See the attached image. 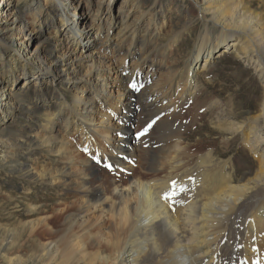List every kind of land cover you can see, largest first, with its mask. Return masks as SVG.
Masks as SVG:
<instances>
[{"label":"bare ground","instance_id":"obj_1","mask_svg":"<svg viewBox=\"0 0 264 264\" xmlns=\"http://www.w3.org/2000/svg\"><path fill=\"white\" fill-rule=\"evenodd\" d=\"M1 1L0 21L7 25H0V42L6 37L14 39L17 34L15 51L18 56L27 62L32 57L43 66L46 73L56 75L65 82L87 80L89 86H94L105 95L103 101L108 103V108L90 105L95 101L94 96L88 101L83 100L87 87L82 94L77 95L73 104L65 99L60 103L61 109L45 115L46 134L40 145H45L64 162L66 166L63 170L51 169L37 161L32 167L18 163L17 152L25 151L31 155L35 143L25 140V136L18 135L17 138L0 134V149L2 145L10 146L6 154L8 158L0 159V163L12 165V173H18L28 183L37 182L52 188L72 190L70 194H59L52 201L39 198L30 200L27 195L24 203L29 209L25 223L27 233L18 241L16 232L1 237L0 262L264 264V106L261 116L256 118L248 131L252 135V151L262 153L259 155L262 161L259 168L262 165V170L255 178L236 175L235 165L231 163L234 159L223 162L220 160L223 154L212 149L202 151L200 147L203 142L186 144L177 141L176 138H183L179 130V134L171 136L175 138L172 144L158 152L157 157L161 159L154 161L147 157V169L153 178L146 181L142 175L129 173L132 162L137 161L141 143L122 136L111 139V133L118 126L113 121L115 117L105 113L120 98L134 94L138 83L129 79L113 90L110 80L119 77H113L117 70L113 66L116 67L118 62L115 56L118 45L111 56L100 53L95 57L93 53L84 56L78 42L85 37H100L108 42L118 25L120 30L116 38L123 37L122 41H129V47L140 42L145 52L160 32V27L150 20L139 36L137 22L141 15L129 22V14L136 0H124L118 12L112 7L113 0H30L28 18H23L20 13L11 14L10 5L7 4L9 0H5V7ZM93 4L95 10L91 8ZM200 4L204 36H200L198 47L193 52L196 57L187 62L181 73L172 72L174 74L169 79L178 94L185 97L189 87V98L194 96L192 92L198 76L195 67H198L202 58H205L202 71L211 66L212 59L218 58L214 52L223 42L233 50L242 45L245 52L243 58L251 54V63L259 65L258 72L263 78L264 31L259 27L258 18L245 11L241 0H200ZM83 7H86V11ZM6 10L7 18L4 17ZM213 27L218 28V36L211 34ZM47 30H51L52 39L57 41V45L51 47L49 39L43 40L41 44H46L50 52L43 55L40 46L31 51L30 44L35 36ZM144 52L134 62V69L139 63L149 62L154 54ZM127 55H123L122 60ZM195 59H199L196 64ZM82 61L89 64L87 68ZM160 82L144 88L137 105L153 106L159 100L154 92L157 86H162ZM5 89L4 92L0 89V103L5 109L20 111L23 115H38V112L27 107L26 102L15 99L7 87ZM36 93V98L44 96L41 90H36ZM199 105L201 107L198 104L197 107L201 109L203 104ZM131 107L130 113L136 108L134 105ZM95 113L105 115L104 120L98 119ZM226 114L225 123L218 118L224 125L221 128L224 135L241 133L242 126L233 123L234 112L229 110ZM194 117L197 118L196 115ZM57 124L62 125V136L55 133ZM74 137L84 142L91 153L89 157L86 158L78 147L70 146L69 143L73 142L70 138ZM126 144L130 145L131 154L135 156L127 158L125 162L121 160V154L117 153ZM194 157L198 158L200 166L190 169L188 160ZM105 161L117 162V166L128 172L109 176L104 171ZM230 167L234 169V174ZM163 173L165 177H162ZM160 175L162 178H158ZM195 175L198 177L196 182L189 186L188 178L191 176L190 179H193ZM30 189H26L27 194L31 193ZM116 221H119L120 230Z\"/></svg>","mask_w":264,"mask_h":264},{"label":"rangeland","instance_id":"obj_2","mask_svg":"<svg viewBox=\"0 0 264 264\" xmlns=\"http://www.w3.org/2000/svg\"><path fill=\"white\" fill-rule=\"evenodd\" d=\"M123 1H112L115 12L119 11ZM6 2L2 0L1 5L5 7ZM29 2L30 0L20 2L9 0L7 4L10 5L11 14L20 13L23 18H28L31 5ZM133 3L134 7L129 14V22L141 15L137 22L139 36L142 35L150 20L160 27V32L155 35L153 42L148 45L145 52L142 51L140 42L129 47V41H122L123 37L117 39L116 34L120 30L118 25L112 33L113 38L108 42H104V39L100 37L96 39L85 37L81 42H78L84 56L93 53L95 57L100 53H107L111 56L115 46L118 45L119 48L115 51L118 62L116 67L113 66L117 70L114 71L113 77H119L110 80L113 90H116L120 83L124 85L129 79L138 83L134 94L120 98L111 110L105 111L110 117H115L113 121L118 126L114 132L109 131L111 139H118L122 136L141 143L137 161L132 162L129 173L142 175L146 181L152 179L153 174L147 169L149 164L147 157L153 158L154 161L161 159V157H157L158 152L162 148L168 147L169 144L171 145V142L175 140L171 136L179 134L180 130L183 138H176V140H181L186 144L188 142L190 144L203 142L204 144L200 147L202 151L215 150L218 154H223L220 159L223 162L234 159L231 163L235 165L236 175L239 174V177L245 176L250 179L255 178L262 170V165L259 168V163L262 162L259 155L262 153H259L258 150L257 154L252 151L253 140L248 131L253 127L256 118L261 116L264 106V77H260L259 65L251 63L253 62L251 54L247 55V58H243L245 52L242 50V45L233 50L227 48L223 42L217 46L214 56L217 55L218 58L212 59L211 66H207L208 68L202 71L205 59L202 58L198 67H195L198 76L194 82L192 92L194 96L189 98L191 96L189 87V92L185 94V97L181 96L176 87L169 83V79L174 74L172 72L181 73L187 62L196 57L193 52L198 47L199 38L204 36V22L199 9L200 0H136ZM241 4L245 11L248 10L252 16L258 18L259 27L264 31V0H241ZM91 8L95 10V5H91ZM83 9L86 11V7ZM4 17H8L7 10ZM14 19L15 17L12 18V20ZM5 24L7 25L6 22L0 21V25ZM219 33L218 28L213 27L211 34L218 36ZM52 38L51 30L36 35L30 44L31 51L40 46L43 55L50 52L47 45H43L41 42L49 39L51 41L49 46L55 47L57 41ZM17 39L18 35L16 34L14 39L6 37L4 41L0 42V89L4 92L7 87L15 99L26 102L27 107L38 112V115L30 116L28 113L23 115L20 111L5 109L0 103V134L13 135L17 138L18 135L25 136V140L35 143L31 149V155L26 154L25 151L17 152L18 163H26L28 167H32L37 161L51 169L63 170L66 166L64 162L59 160L45 145H40L45 140V115L61 109L60 103L65 99H68L69 104H73L77 95L82 94L87 87V91L84 90L83 93V100L88 101L94 96L95 101L90 105H100L105 108H108V103L103 101L105 95L102 91L95 89L94 86H89L90 83L87 80L65 82L56 75L46 73L43 66H40V63L32 57L31 61L27 62L18 56L15 51L18 45ZM8 45L9 47L6 48L5 46ZM142 52L146 54L154 52V54L149 62L139 63L138 67L134 69L133 64ZM123 55L128 57L125 59V56L122 60ZM198 60L195 59V64ZM84 64L85 68L89 65L88 63ZM168 73L169 75H167ZM159 80H161L159 85L162 86H157L154 92L159 100L150 107L137 105L142 90L152 87ZM142 81L145 82L142 84ZM36 90H41L44 96L36 98ZM199 103L203 104L201 109H199L201 107ZM133 105L136 108L130 113ZM229 110L235 114L233 123L239 127L242 126L241 133L235 136L224 135L221 129L224 125L219 122L220 119L225 123L224 119L228 116L226 113ZM223 111L225 114H222ZM194 113L197 118L194 117ZM95 115L101 120L105 118L103 114L95 113ZM192 125L195 126L191 127ZM61 127L62 125L58 124L55 127V133L58 136L63 135ZM228 138L229 140H227ZM70 140L73 141L69 143L70 146L78 147L85 157L91 155L84 142L79 138L74 137ZM2 146L0 159H7L6 154L9 152L10 146ZM131 153L130 145L126 144L125 148L117 154H121V160L126 162L127 158L135 156ZM196 158L188 160V168L200 166L197 162L198 158ZM105 163L104 171L109 176H120L121 173L128 172L123 167L117 166V162L105 161ZM12 169V165L0 163V206L3 205L0 208V239L7 234L16 232L18 241L20 237L26 235L28 229L25 223L29 209L24 204L27 195L30 200L39 198L44 201H52L56 200L59 194L66 192L70 194L72 190L52 188L37 182L28 183L21 179L18 173H12ZM230 170H232L231 173H235L231 167ZM163 174H161L162 177H165V173ZM161 175L158 178H162ZM190 178H188L187 184L192 186L198 177L195 175V178ZM28 187L31 188L30 194H27ZM116 225L120 230L119 221H116ZM107 226H110L109 222ZM108 232L111 233L109 230ZM0 264L5 263L0 262Z\"/></svg>","mask_w":264,"mask_h":264},{"label":"snow or ice","instance_id":"obj_3","mask_svg":"<svg viewBox=\"0 0 264 264\" xmlns=\"http://www.w3.org/2000/svg\"><path fill=\"white\" fill-rule=\"evenodd\" d=\"M133 87H135V86H133Z\"/></svg>","mask_w":264,"mask_h":264}]
</instances>
